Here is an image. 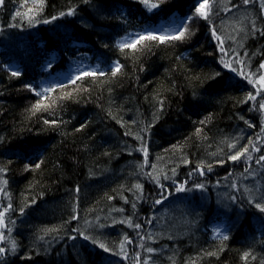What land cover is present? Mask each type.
Wrapping results in <instances>:
<instances>
[{"label": "trees", "instance_id": "trees-1", "mask_svg": "<svg viewBox=\"0 0 264 264\" xmlns=\"http://www.w3.org/2000/svg\"><path fill=\"white\" fill-rule=\"evenodd\" d=\"M149 2L0 4V264H264V0Z\"/></svg>", "mask_w": 264, "mask_h": 264}, {"label": "snow or ice", "instance_id": "snow-or-ice-1", "mask_svg": "<svg viewBox=\"0 0 264 264\" xmlns=\"http://www.w3.org/2000/svg\"><path fill=\"white\" fill-rule=\"evenodd\" d=\"M141 2L144 3L146 5V7L149 8V10L159 7V4H157V3H150L149 0H141ZM2 3H3V0H0V4H2ZM244 3L245 4L248 3V0H244ZM209 8H210V5L208 3V0H200L199 7L196 8V13L200 17H202L204 19H207ZM72 14H73V12L71 10L67 13V15H72ZM60 15H65V13H61ZM16 16H18V17L28 16L29 22L31 23V17L28 15V13H20V12H17ZM14 19H15V17H14ZM187 19H188V21H191L192 20V17H188ZM47 22L48 21H45V23H47ZM187 34H188V28L187 27H184V30L183 31H179L178 34L171 35V36H166V37H161V36H158V35H154L152 33H148L146 35L139 36L137 39L131 41L128 44L123 45L122 47H129V48H132V49L135 50L136 49V45L137 44H142L144 41H159L161 43H164V42H167V41H170V40H183V39L186 38V35ZM213 36L216 37L215 31H213ZM216 38L219 39V37H216ZM237 63H239V61H237ZM225 66L227 67L229 65L226 64ZM261 67L264 68V64H262ZM119 68H120V65L117 64L115 66L116 71H119ZM233 70H235V69H233ZM115 74H116V72H113V75H115ZM12 75L13 76H16V75H18V73L17 72H13ZM249 82H252V81L250 80ZM259 82L261 83L262 86H264V76H261L260 77ZM248 99H255V97L250 95L248 97ZM41 107H46V106H43V105H36V106H34V108L36 110H39ZM261 107L264 108V105H261ZM45 123H48V121H45ZM262 131H264V130H262ZM233 147H235V145H229V148H233ZM142 150L145 152V155H147L146 148L145 149H142ZM247 152H248V149L247 148H244L242 151H238L235 155H233L231 157V159L232 160H238L241 157H243ZM261 159L264 160V157H261ZM36 167H39V165H36ZM136 187L139 189L140 188V185H136ZM197 187L198 188H202L203 185H197ZM183 190H184L183 187H181V188L178 189V191H183ZM157 203H159V201H157ZM256 207L261 212H264V205L256 204ZM2 215L3 214L0 213V216H2ZM73 218H75V217H73ZM136 227H140V225H136ZM84 239H88V237L85 236ZM223 239H227V236H224ZM94 243H95V241H94ZM99 247L102 248L105 252L109 251V249L104 244H99ZM148 251L151 252L153 250L149 248ZM246 256H247V254H245V257ZM145 264H147V262H145Z\"/></svg>", "mask_w": 264, "mask_h": 264}, {"label": "rangeland", "instance_id": "rangeland-1", "mask_svg": "<svg viewBox=\"0 0 264 264\" xmlns=\"http://www.w3.org/2000/svg\"><path fill=\"white\" fill-rule=\"evenodd\" d=\"M197 7H199V5ZM183 22H184V19H180V17L178 18L175 16L173 19H170L166 23H164L163 25L159 26V28H157L156 31L161 33L162 35H174L182 27ZM137 38L138 37L136 35H126L122 39V42H124L125 44H128ZM99 66H101V65L97 59L82 56V57L78 58V61L75 62V65L72 68V75L73 76L78 75L80 73L85 72L86 70H88L90 68L95 69ZM262 76H264V74ZM63 77H68V76L64 75ZM259 80H260V78L258 79V82H259ZM259 84L261 85L260 82H259ZM215 227L218 231H221L224 228L223 225L220 224L219 222L215 223Z\"/></svg>", "mask_w": 264, "mask_h": 264}]
</instances>
